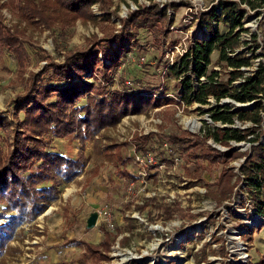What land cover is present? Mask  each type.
Returning <instances> with one entry per match:
<instances>
[{
	"label": "rangeland",
	"instance_id": "1",
	"mask_svg": "<svg viewBox=\"0 0 264 264\" xmlns=\"http://www.w3.org/2000/svg\"><path fill=\"white\" fill-rule=\"evenodd\" d=\"M7 1L0 0V3ZM151 3L158 4L160 8L168 6L167 13L173 24L162 43L155 40L149 31L142 30L140 40L143 45L127 53L115 81L121 76L131 81L141 77L153 86H161L157 94L165 91L167 95L178 98L182 90L180 81L185 75L177 78L166 64L175 62L195 39L203 33L207 34L202 14L217 5L218 0H113L111 23L120 28L123 19L140 6ZM92 9L101 16L98 3ZM2 15L6 25L17 26L24 32L27 72L38 71L46 63L45 59H50V55L58 61L62 60L63 56L56 50L58 45L68 48L85 46L94 34L103 36L102 23L96 25L92 21L78 20L68 37L61 40L52 30L21 23L19 17L6 7L2 9ZM217 27L221 33L231 28L225 22ZM243 27V44L238 52H245L251 59V64L244 66L243 70L246 75H253L264 63V8L261 14L249 11L243 19ZM255 35L257 41H253ZM56 37L58 44L55 45ZM219 54V50L213 52L208 72L216 70L219 78L227 79L232 67L218 62ZM159 57L164 60L163 64L158 61ZM234 84H238V81ZM23 87L17 61L9 53L0 54V111H13V100ZM243 103L248 102L230 97L219 101L210 97L206 103L169 102L140 114L127 115L117 126L106 128L84 142L73 135H52L49 139L51 147L68 156L82 158L84 167L77 177L60 186L59 197L43 213L18 227L4 256L0 258V264H23L24 260L28 261L26 264H33L23 255L27 257L33 245L40 247L42 244H45L43 249L53 248L57 251L58 254H51V260L60 257L61 261L51 263L40 260L37 264H78L77 259L83 249L75 245L63 246L62 243L65 238L72 237L99 243L103 237L100 228L103 221L98 217L94 225H89V219L105 206L113 213L115 226L108 229L115 239L108 253L109 260L104 264H250L258 261L264 256V215L256 212L246 190V182L242 177L238 183V176H242L241 169L252 144L257 143L249 141V138L259 136V142H264V124L253 127L251 121L241 122L237 119L234 123L214 122L211 117L213 109L228 106L232 111H237L244 107ZM216 127L242 131L251 128L253 131L242 141L231 139L230 147H227L210 135ZM177 130L209 135L206 140L213 148L236 149L244 153V156L230 163L238 175L234 178L236 186L230 199L218 204L207 195L208 188L216 189L213 185L219 178L222 164L209 165L205 160L199 167L197 161L186 153L176 151L171 154L168 150L166 157L170 159L163 161L157 157L159 150L144 153L135 147L137 135ZM155 139L159 140L154 143L156 146L163 144L160 137L156 136ZM107 150L114 154L120 151L127 158L126 168L136 174L137 180H129L122 173L120 168L123 165L118 158L109 160L106 157ZM137 153L145 156L150 153L156 162L140 164L136 161ZM198 167L199 173L202 172V181H198L194 174ZM188 170L192 173H188ZM158 201L163 206L174 204L177 211L168 217L156 206ZM138 205L144 206L143 209ZM127 217L133 220L132 229L127 225ZM248 226L253 230L250 239L242 235L247 232ZM65 231L67 234L64 237Z\"/></svg>",
	"mask_w": 264,
	"mask_h": 264
},
{
	"label": "trees",
	"instance_id": "2",
	"mask_svg": "<svg viewBox=\"0 0 264 264\" xmlns=\"http://www.w3.org/2000/svg\"><path fill=\"white\" fill-rule=\"evenodd\" d=\"M96 3L100 5L101 16L92 9ZM112 3L113 0H8L0 3V54L9 53L14 57L24 85L13 100L12 113L0 111V220H3L0 221V258L18 227L43 213L59 197L60 186L77 177L84 167L82 158L53 149L49 143L52 135H73L84 142L106 128L117 126L127 115L140 114L169 102L206 103L210 97L218 101L230 97L248 102L237 111L228 106L213 109L211 117L214 122L234 123L237 119L251 121L253 127L264 124V63L253 75H246L243 67L250 65L251 59L245 52H238L243 44V19L249 11L261 14L264 0H218L217 5L202 14L207 34L195 39L175 62L165 63L177 78L185 75L180 81L182 90L178 98L167 95L165 91L157 94L161 86H153L141 77L131 81L121 76L115 81L127 53L143 45L140 40L142 30L149 31L155 40L163 42L164 35L173 24L167 13L168 6L160 8L156 3L140 6L117 28L111 23L114 16ZM4 7L13 11L21 23L52 30L61 40L68 37L78 20L92 21L96 25L102 23L103 36L94 34L85 46L68 48L58 45L56 50L63 56L62 60L50 55L38 71L27 72L24 32L17 26L5 24ZM222 22L230 24L231 28L226 33H221L217 27ZM237 27L239 29L236 30ZM57 37L55 45L58 44ZM254 37L253 41H257V36ZM215 50L220 52L218 62L232 67L227 79L219 78L216 70L208 72ZM158 61L164 63L160 57ZM240 79L235 85V81ZM252 131L251 128L242 131L216 127L210 135L230 147L231 139L242 141ZM156 136L163 144H154L159 141ZM208 136L194 135L186 130L150 132L137 135L135 147L144 153L159 150L157 157L163 161H169L170 158L166 157L168 152L181 151L197 161L199 167L205 160L209 165L222 164L219 178L213 185L216 189L207 190L209 197L222 204L232 197L236 186L234 178L237 173L230 163L244 153L236 149L213 148L206 140ZM249 141L257 143L252 144L247 153L242 176L237 175L238 183L243 177L256 212L264 215V142H259V136L249 138ZM105 154L109 160L117 157L123 165L120 168L122 173L129 180H137L136 174L126 168L127 158L120 151L114 154L107 150ZM199 167L194 174L198 181H202ZM188 173L192 171L188 170ZM158 202L156 206L168 217L177 211L174 204L163 206ZM143 207L138 205L140 209ZM132 221L127 217L130 229L134 227ZM100 228L103 237L99 243L65 238L63 246L75 245L83 249L77 259L78 264H104L109 260L114 234L104 222ZM246 229L243 237L252 238L253 230L249 226ZM66 234L65 231L64 237ZM250 264H264V256Z\"/></svg>",
	"mask_w": 264,
	"mask_h": 264
},
{
	"label": "crops",
	"instance_id": "3",
	"mask_svg": "<svg viewBox=\"0 0 264 264\" xmlns=\"http://www.w3.org/2000/svg\"><path fill=\"white\" fill-rule=\"evenodd\" d=\"M57 214H59V213H57ZM57 216H59V215H57ZM61 217H63V216L61 215ZM59 222L61 223V221H59ZM37 246L38 245L32 246L31 251L27 253V257L25 255H23L25 259L29 260V262L32 258H35L34 262H36V263L40 262V260L49 261L51 263H56V262L61 261L60 257H54L53 260H51L52 259L51 254H58L57 251H55V249H53V248H48V249L46 248L47 250L43 249L45 244H42L40 247H37ZM82 252H83V250H82ZM82 252H81V254H82ZM27 262H25V260H24L23 264H26Z\"/></svg>",
	"mask_w": 264,
	"mask_h": 264
},
{
	"label": "built area",
	"instance_id": "4",
	"mask_svg": "<svg viewBox=\"0 0 264 264\" xmlns=\"http://www.w3.org/2000/svg\"><path fill=\"white\" fill-rule=\"evenodd\" d=\"M253 12V11H252ZM177 45L173 46V51H175L174 48H176ZM182 54V53H181ZM238 83L241 81L240 80H237ZM136 161L138 163H145V162H156L155 161V157L152 156L150 153L148 156H145L144 154H141V153H137L136 154ZM98 217L101 218V220L110 228H113L115 226V223H114V217H113V213L111 211V209L108 207V206H105L103 208H101L99 211H98ZM35 258H32L31 259V262H34ZM33 264H37L36 262H34Z\"/></svg>",
	"mask_w": 264,
	"mask_h": 264
},
{
	"label": "water",
	"instance_id": "5",
	"mask_svg": "<svg viewBox=\"0 0 264 264\" xmlns=\"http://www.w3.org/2000/svg\"><path fill=\"white\" fill-rule=\"evenodd\" d=\"M97 218H98V213H93L89 219V225H94Z\"/></svg>",
	"mask_w": 264,
	"mask_h": 264
}]
</instances>
